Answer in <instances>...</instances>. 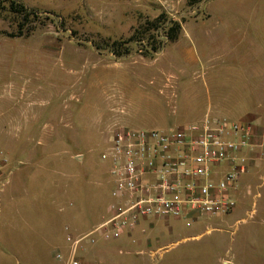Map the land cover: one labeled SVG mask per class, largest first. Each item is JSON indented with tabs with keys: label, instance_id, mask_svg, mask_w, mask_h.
Instances as JSON below:
<instances>
[{
	"label": "rangeland",
	"instance_id": "1",
	"mask_svg": "<svg viewBox=\"0 0 264 264\" xmlns=\"http://www.w3.org/2000/svg\"><path fill=\"white\" fill-rule=\"evenodd\" d=\"M5 1L0 151L10 166L0 176V264H63L54 250L65 247L66 227L83 234L103 221L111 185L101 154L114 126L167 130L209 115L264 127L263 1L256 16V0L252 12L228 0H17L39 14L22 35ZM163 12L182 31L154 56L136 45L124 57L104 49ZM257 192L250 203L240 192L230 214L161 220L151 234L100 243L82 258L264 264V183Z\"/></svg>",
	"mask_w": 264,
	"mask_h": 264
},
{
	"label": "built area",
	"instance_id": "2",
	"mask_svg": "<svg viewBox=\"0 0 264 264\" xmlns=\"http://www.w3.org/2000/svg\"><path fill=\"white\" fill-rule=\"evenodd\" d=\"M101 154L110 179L103 221L83 234L66 227L63 264H88L82 253L118 242L155 220L212 219L237 208L241 178L249 170L250 123L204 116L167 130L114 126ZM10 159L0 151V176Z\"/></svg>",
	"mask_w": 264,
	"mask_h": 264
},
{
	"label": "trees",
	"instance_id": "3",
	"mask_svg": "<svg viewBox=\"0 0 264 264\" xmlns=\"http://www.w3.org/2000/svg\"><path fill=\"white\" fill-rule=\"evenodd\" d=\"M203 0H188L190 6H195ZM9 12L19 17V35H22L26 27L34 21L39 20V14L29 9L25 4L17 0H6ZM1 6V5H0ZM182 31L180 22L172 19L165 12L161 13L153 20H146L140 24L128 38H120L113 41H104V49L109 50L116 57L129 55L134 45L139 46L143 53L154 56L161 49L169 44L176 42ZM164 34V37L161 34ZM165 38V41L162 40ZM98 49H101L98 46Z\"/></svg>",
	"mask_w": 264,
	"mask_h": 264
},
{
	"label": "crops",
	"instance_id": "4",
	"mask_svg": "<svg viewBox=\"0 0 264 264\" xmlns=\"http://www.w3.org/2000/svg\"><path fill=\"white\" fill-rule=\"evenodd\" d=\"M230 2L229 6L236 5L239 7L240 10L249 8L252 12V9L254 8V0H228ZM253 1V2H252ZM257 5L255 9H253V13L256 16L261 15V8H260V2H264V0H256ZM252 2V3H251ZM221 9H224V4H221ZM242 16L252 15V13H246V12H239ZM221 118V117H219ZM243 121H251L252 119L249 117L242 118ZM253 141L252 146L247 150V157L249 160V170L247 174H245L240 181V192H244L245 199L244 201L246 203H250L251 198H255L260 196L258 192L254 194L255 189H259L263 186L264 183V127L259 126L258 124H253ZM260 124V123H259ZM263 124V123H262ZM240 195V193H239ZM239 198V196H238ZM169 220V219H168ZM162 220L164 222L168 221ZM161 220H155L148 223H143L139 226V228L133 232L135 236L139 235L142 236V234L148 235L151 234V232L156 229L161 223L159 222ZM157 230V229H156ZM57 262H60L56 260Z\"/></svg>",
	"mask_w": 264,
	"mask_h": 264
}]
</instances>
